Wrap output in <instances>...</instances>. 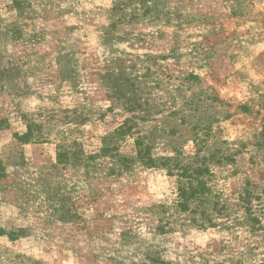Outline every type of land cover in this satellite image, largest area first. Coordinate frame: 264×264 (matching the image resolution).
<instances>
[{
  "label": "rangeland",
  "instance_id": "rangeland-1",
  "mask_svg": "<svg viewBox=\"0 0 264 264\" xmlns=\"http://www.w3.org/2000/svg\"><path fill=\"white\" fill-rule=\"evenodd\" d=\"M188 176L264 188V0H0V264H264Z\"/></svg>",
  "mask_w": 264,
  "mask_h": 264
},
{
  "label": "trees",
  "instance_id": "trees-1",
  "mask_svg": "<svg viewBox=\"0 0 264 264\" xmlns=\"http://www.w3.org/2000/svg\"><path fill=\"white\" fill-rule=\"evenodd\" d=\"M27 128L30 133V127ZM59 157L60 154H57V158ZM165 164L163 161L160 166ZM146 165H151L150 158L147 159ZM187 178L188 181L179 189L176 202L178 207L189 210L190 203L194 201L195 206L190 213L199 215V218H193V223L200 222L201 226L221 224L227 228L244 227L250 232L264 230V188L257 191L250 183H246L241 191L233 194L234 198L214 196L210 200V189L201 179L194 180L191 176Z\"/></svg>",
  "mask_w": 264,
  "mask_h": 264
}]
</instances>
